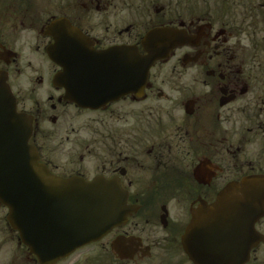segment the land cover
I'll use <instances>...</instances> for the list:
<instances>
[{
  "label": "flooded vegetation",
  "instance_id": "af4514ba",
  "mask_svg": "<svg viewBox=\"0 0 264 264\" xmlns=\"http://www.w3.org/2000/svg\"><path fill=\"white\" fill-rule=\"evenodd\" d=\"M258 7L264 13V0H0V71L17 112L32 121L29 143L40 163L63 179H103L126 200L125 221L78 250H92L85 264H200L191 252L204 251L185 250L182 236L195 211L229 187L228 197L261 199L259 241L244 264H264ZM155 29H178L190 41L155 62L145 80L127 79L121 58L117 73L111 52L135 47L145 55L142 39ZM55 44L59 63L48 55ZM110 65L104 79L55 80L66 66L99 76ZM7 213L6 228L30 257Z\"/></svg>",
  "mask_w": 264,
  "mask_h": 264
},
{
  "label": "water",
  "instance_id": "95a60500",
  "mask_svg": "<svg viewBox=\"0 0 264 264\" xmlns=\"http://www.w3.org/2000/svg\"><path fill=\"white\" fill-rule=\"evenodd\" d=\"M48 31L58 45L57 28L52 26ZM189 41L190 37L178 29H155L142 39L145 55L139 54L135 47L111 54L117 59V73L121 58V73H125L127 79L139 81L147 78L155 62L167 59L173 49ZM57 45L48 52L54 63H59ZM112 65L99 76L86 66L79 69L66 66L65 74H57L55 80L69 78L68 74L75 79H104ZM31 123L30 118L17 112L6 76L0 71V204L8 209V224L38 264H57L78 249L104 238L125 221L129 212L125 198L103 179L86 182L50 173L29 144ZM232 188L226 189L211 205L196 210L182 236L185 250L191 252L193 248H200L205 253L194 255L191 252L195 263L244 264L249 250L259 241L254 223L262 215L261 199L228 197ZM229 249L232 253L228 255Z\"/></svg>",
  "mask_w": 264,
  "mask_h": 264
},
{
  "label": "rangeland",
  "instance_id": "374dc122",
  "mask_svg": "<svg viewBox=\"0 0 264 264\" xmlns=\"http://www.w3.org/2000/svg\"><path fill=\"white\" fill-rule=\"evenodd\" d=\"M257 39L258 37L255 38V40ZM243 41H244V45L248 46L250 40L243 39ZM84 120L86 119L84 118ZM60 136L64 138L65 137L64 132L61 133ZM55 142L58 141L51 140L50 143L47 142V145L53 148L55 146ZM68 155L70 157L69 151H68ZM6 212L7 210H4L2 207L0 208V264H27L26 261H28L30 264H37L35 262V258L32 255H30L29 257L28 253L24 250L23 247L21 248L17 247L16 244L17 235L13 232H10L8 228H6V224L4 223V219H5L4 216ZM91 255H93L92 250L90 248H85L81 251L74 253L71 257L63 260L59 264H82Z\"/></svg>",
  "mask_w": 264,
  "mask_h": 264
},
{
  "label": "trees",
  "instance_id": "16d2710c",
  "mask_svg": "<svg viewBox=\"0 0 264 264\" xmlns=\"http://www.w3.org/2000/svg\"><path fill=\"white\" fill-rule=\"evenodd\" d=\"M258 9H259V7H258ZM261 10L263 11L262 8H261ZM262 11H260V9H259V13H260V14H258L259 17H262L263 16L264 13ZM256 24L258 25V27H257L258 28V31L257 32L260 33V36L258 37L257 40H255V38H253L252 39V41H253L252 44H253V46L256 49H259V52H260V49H263L264 48V23L261 22V21L260 22L257 21Z\"/></svg>",
  "mask_w": 264,
  "mask_h": 264
}]
</instances>
